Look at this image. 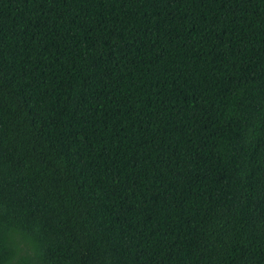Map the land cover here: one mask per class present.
Wrapping results in <instances>:
<instances>
[{
	"label": "trees",
	"instance_id": "1",
	"mask_svg": "<svg viewBox=\"0 0 264 264\" xmlns=\"http://www.w3.org/2000/svg\"><path fill=\"white\" fill-rule=\"evenodd\" d=\"M0 264H264V0H0Z\"/></svg>",
	"mask_w": 264,
	"mask_h": 264
}]
</instances>
